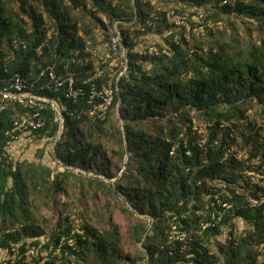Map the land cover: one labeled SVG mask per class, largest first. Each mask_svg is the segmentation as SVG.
<instances>
[{"label": "trees", "instance_id": "trees-1", "mask_svg": "<svg viewBox=\"0 0 264 264\" xmlns=\"http://www.w3.org/2000/svg\"><path fill=\"white\" fill-rule=\"evenodd\" d=\"M152 1L135 0V11L133 0H0V79L22 75L36 83L35 93L58 102L65 125L56 158L108 180L125 167L110 185L69 169L54 174L43 164L15 165L8 152L15 142L6 133L26 110L8 105L0 113V249H18L15 264L126 263L121 228L112 219L97 215L100 227L87 218L76 225L62 211L56 226L42 215V206L74 189L71 178L80 184L85 178V197L94 188L121 198L125 213L147 217L134 234L137 242L145 238L148 264H217L212 246L225 256L223 264H261L264 0ZM172 12L185 25L169 24ZM116 23L121 38L114 50ZM94 28L102 30V42ZM154 34L169 39L154 54L139 49L135 38ZM101 44L112 58H99ZM116 57L127 70L113 84L109 67ZM101 59L104 74L95 77ZM50 67L78 78L84 91L78 102L66 99L65 88L41 90L48 81L41 74ZM110 83L115 98L101 119L89 103L91 85ZM43 115L46 126L31 137L54 139L59 114L48 105ZM238 219L247 228L235 236ZM174 227L183 241L172 237ZM225 229L226 247L219 242ZM30 249L37 258L27 261Z\"/></svg>", "mask_w": 264, "mask_h": 264}, {"label": "rangeland", "instance_id": "rangeland-1", "mask_svg": "<svg viewBox=\"0 0 264 264\" xmlns=\"http://www.w3.org/2000/svg\"><path fill=\"white\" fill-rule=\"evenodd\" d=\"M135 0H133L134 3ZM153 4H156V1H152ZM135 11L137 10V7L134 3ZM105 20L106 18L103 17ZM137 20V18H136ZM136 20L134 22H136ZM115 32L119 31V23H116L114 26ZM94 33L98 35L101 40L103 41V32L102 30L95 29ZM110 34V32H109ZM167 34L164 36L160 35H149L143 38H135L137 42H139V49L142 48V50H145L149 54H154L159 51L158 46L159 45H165L166 39H169L167 37ZM166 38V39H165ZM99 47V53L100 57L104 56L106 53L109 55V57H113L108 51L107 48H105L104 45L101 44ZM122 58H124V54L121 55ZM121 57H116V60L112 62V65L109 67L110 73H112V79L113 84H115V78L118 80L126 73V65L123 64V60ZM124 67V68H123ZM119 117V115H117ZM124 123L123 121L121 122ZM61 128V125H60ZM60 133V132H59ZM63 134V132L61 133ZM61 134H58L54 139H36L31 137V134L23 136L19 141L11 144L8 148V152L11 156L12 162L17 165V163L20 164H43L44 166H47L52 169L54 174H57L59 172H63L64 169L72 170L76 173H81L86 176H94L99 177L102 180L106 181L110 185H115L117 180H119L122 177V174L125 170V167L121 172L118 173L117 177L113 180H108L103 176H98L94 174L93 172H86L79 170L77 168H71V167H64L63 164L56 158V147L58 143L61 140ZM60 137V140H58ZM243 153L241 154V156ZM127 163V158L124 161V165ZM259 177H254L253 181H256L257 183H260ZM71 183L75 184L74 189L69 188V193L59 195L57 198V202L54 205L53 203H49L50 207L44 208V206L41 207L42 209V215L48 220V223L53 225H58L59 221L61 220V212L66 211L67 215L70 216L75 221L76 225H80L85 221V218L89 219L96 227H100L98 216H103L106 219H112L114 222L120 225L122 237H123V252L122 257L125 259L126 263L122 264H148L149 258L146 255L145 248L143 247V243L145 241V238L142 242H137L135 234H134V228L136 225L140 223H144L147 217L144 216H136L134 214L125 213L123 211L124 208V201L121 198H114L107 194L104 195L103 193H100V191L95 190L94 188L90 189L89 196H86L82 194L83 189L81 186H87V182L85 178H82L81 184L80 180L77 178H71ZM78 187V189L75 190V188ZM75 190V191H74ZM94 194L96 195V199L94 197ZM130 206V205H129ZM152 224V222H151ZM236 231L235 236L237 233L243 231L247 228V224L238 219L236 221ZM50 226V225H49ZM109 226L106 225V228ZM152 228V225H149V228L147 230H150ZM229 230L225 229L223 235L220 237L219 242L221 246H229L227 243L229 240ZM174 232L172 234L173 238H176L178 235H182L179 232L176 231V228L173 229ZM52 232L48 231V234ZM178 238V237H177ZM48 241V238L44 237L41 239L42 243H46ZM27 242L30 243L29 240L23 241L19 246H21L23 243ZM19 246L17 248H19ZM213 250L211 251L215 256H218L219 260L217 261V264H223L225 263V256L221 255L219 251L218 246H212ZM18 249H13V253H10L9 251L0 249V264H15L16 258H17V252ZM27 261H31L32 258L35 256L37 258V252L30 251L27 253ZM43 258H47V254H42ZM260 263L264 264V256L260 258Z\"/></svg>", "mask_w": 264, "mask_h": 264}, {"label": "built area", "instance_id": "built-area-1", "mask_svg": "<svg viewBox=\"0 0 264 264\" xmlns=\"http://www.w3.org/2000/svg\"><path fill=\"white\" fill-rule=\"evenodd\" d=\"M235 1L236 0H224L223 4L225 5ZM168 21L169 24L176 27H182L185 25V18L175 12L168 14ZM117 34L118 38H114L113 40L114 50L117 48L119 37L121 38L119 31H117ZM50 38L51 33H49L48 39L45 43H48ZM38 51L40 53L41 48ZM102 61L103 59L96 61L95 63V77H101L104 74L101 68ZM125 69L127 70V65ZM44 75L48 76V81L41 87V90L58 93L61 89L65 88L66 99L72 100L74 103L78 102L79 98L84 95L83 89L77 87L78 78L76 76H60L52 67L47 68L41 74V77ZM111 86L112 84L110 83L109 85H102V87L98 89L94 84L91 85L89 103L92 104L93 114L101 119L106 118L108 111L114 102L115 90ZM35 88L36 83L29 81L22 75H16L10 80L0 79V113L6 110L7 106L10 104L20 106L26 110L16 122L14 128L6 133V136L12 138L14 142L19 141L25 135L43 129L46 126L43 114L48 105H51L58 112V102L41 93H35ZM184 238L185 236L182 234L179 235L177 239L183 241Z\"/></svg>", "mask_w": 264, "mask_h": 264}, {"label": "water", "instance_id": "water-1", "mask_svg": "<svg viewBox=\"0 0 264 264\" xmlns=\"http://www.w3.org/2000/svg\"><path fill=\"white\" fill-rule=\"evenodd\" d=\"M57 110H58V113H59V115L61 117V128H60V133H59V134H61L64 131L65 118H64V114H63V112H62V110H61L59 105L57 106ZM61 136H62V134H61ZM58 140H60V137H59Z\"/></svg>", "mask_w": 264, "mask_h": 264}]
</instances>
